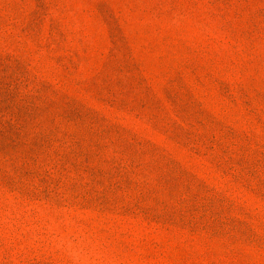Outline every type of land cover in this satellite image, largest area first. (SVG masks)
Wrapping results in <instances>:
<instances>
[{"label": "rangeland", "instance_id": "1", "mask_svg": "<svg viewBox=\"0 0 264 264\" xmlns=\"http://www.w3.org/2000/svg\"><path fill=\"white\" fill-rule=\"evenodd\" d=\"M0 264H264V0H0Z\"/></svg>", "mask_w": 264, "mask_h": 264}]
</instances>
